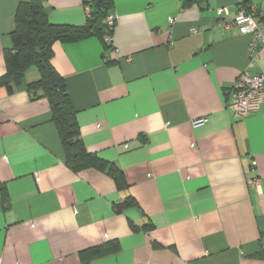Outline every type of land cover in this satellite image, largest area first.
Here are the masks:
<instances>
[{
    "label": "crops",
    "instance_id": "1",
    "mask_svg": "<svg viewBox=\"0 0 264 264\" xmlns=\"http://www.w3.org/2000/svg\"><path fill=\"white\" fill-rule=\"evenodd\" d=\"M20 1L0 0V75ZM43 1L51 23L85 22L84 0ZM246 1L112 0L113 48L53 44L86 150L126 188L65 164L48 101L26 90L35 68L0 86V264H83L110 242L89 264H264V96L243 118L228 106L238 75L264 70V46L251 60L249 35L215 13Z\"/></svg>",
    "mask_w": 264,
    "mask_h": 264
},
{
    "label": "trees",
    "instance_id": "2",
    "mask_svg": "<svg viewBox=\"0 0 264 264\" xmlns=\"http://www.w3.org/2000/svg\"><path fill=\"white\" fill-rule=\"evenodd\" d=\"M190 1V0H189ZM88 14L81 25L53 24L48 20V11L43 0H24L17 4L14 13V28L10 33L12 46L5 54V72L0 75V86L9 94L20 84L25 72L35 68L39 79L27 84L26 90L32 99L45 98L50 107L51 119L57 127L64 152L65 164L74 172L94 168L106 172L117 188L128 186L123 172L112 162L88 152L81 138L64 78L52 64V46L56 41L72 42L87 36L102 40L105 49L113 48L106 37L113 35L114 25H108L112 15V0H84ZM129 197L126 203H132ZM117 242L92 246L82 252L83 264L94 258L116 251Z\"/></svg>",
    "mask_w": 264,
    "mask_h": 264
},
{
    "label": "built area",
    "instance_id": "3",
    "mask_svg": "<svg viewBox=\"0 0 264 264\" xmlns=\"http://www.w3.org/2000/svg\"><path fill=\"white\" fill-rule=\"evenodd\" d=\"M215 13L218 27L227 29L230 26H235L241 34L249 35L248 55L251 60L256 59L257 50L264 46V6L250 3L248 0L239 5L233 16L229 15L225 7L216 8ZM172 20L170 18L169 21L172 22ZM107 22L108 25L112 26L115 22V16L109 15ZM106 42L112 44V35L106 37ZM230 95L228 106L233 110L236 118H243L255 112L264 96V70L258 74L240 73L230 89ZM206 121V118H197L192 121V124L199 126ZM250 184L257 186L258 179L251 176Z\"/></svg>",
    "mask_w": 264,
    "mask_h": 264
}]
</instances>
